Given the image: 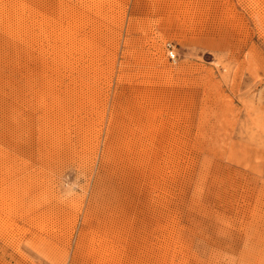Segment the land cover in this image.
<instances>
[{
	"label": "rangeland",
	"instance_id": "374dc122",
	"mask_svg": "<svg viewBox=\"0 0 264 264\" xmlns=\"http://www.w3.org/2000/svg\"><path fill=\"white\" fill-rule=\"evenodd\" d=\"M0 264H264V0H0Z\"/></svg>",
	"mask_w": 264,
	"mask_h": 264
},
{
	"label": "built area",
	"instance_id": "2783aa9c",
	"mask_svg": "<svg viewBox=\"0 0 264 264\" xmlns=\"http://www.w3.org/2000/svg\"><path fill=\"white\" fill-rule=\"evenodd\" d=\"M168 58L170 61L175 62L176 61V54L174 52V48L171 44H167L166 46Z\"/></svg>",
	"mask_w": 264,
	"mask_h": 264
}]
</instances>
